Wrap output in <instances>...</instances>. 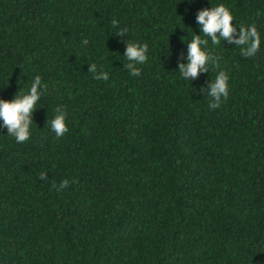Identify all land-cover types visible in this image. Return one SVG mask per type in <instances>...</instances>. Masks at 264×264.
Instances as JSON below:
<instances>
[{"label": "trees", "instance_id": "16d2710c", "mask_svg": "<svg viewBox=\"0 0 264 264\" xmlns=\"http://www.w3.org/2000/svg\"><path fill=\"white\" fill-rule=\"evenodd\" d=\"M220 4L237 38L255 24V56L202 35L198 11ZM195 35L219 67L186 81ZM129 41L148 45L139 76ZM219 71L229 97L212 110ZM36 76L29 139L0 127V264H264V0H0V99Z\"/></svg>", "mask_w": 264, "mask_h": 264}, {"label": "clouds", "instance_id": "9594fccd", "mask_svg": "<svg viewBox=\"0 0 264 264\" xmlns=\"http://www.w3.org/2000/svg\"><path fill=\"white\" fill-rule=\"evenodd\" d=\"M191 2V0H189ZM197 24L200 27L202 35L211 40L213 45H219L221 41H227L229 44L234 43L241 49V55L244 57H253L257 54L261 45V38L255 24L245 27L240 24L239 37L237 38V28L233 25V15L230 10L223 4L213 6L212 8L202 9L198 11L196 16ZM114 28L118 27L119 22L115 19L111 21ZM127 34V29H120L115 35L123 39ZM209 39H201V35H195L190 42H187V63L183 62V54L179 63V73L184 80H196L201 73L209 72V64L213 67H219L218 57L211 55L206 46ZM84 45L88 44V40L83 41ZM203 46V47H202ZM148 45L127 43L124 57L127 58L125 68L132 76L141 75V69L137 65L147 62ZM89 72L93 73L94 79H109L107 72H97L95 63L90 64ZM207 95L209 97L208 107L215 110L221 106L229 97V77L224 71H219L214 81H209L207 87ZM47 85L42 84L40 76H36L31 83L30 91L24 95H16L11 101L0 99V127L6 128L8 135L16 139L17 143H24L30 137V125L33 123V113L36 105L41 100ZM56 115L52 120H48L51 131L56 138H60L68 132L66 124V111L63 107L56 108ZM39 179L47 180V173L41 172ZM69 187V181L63 180L59 186L52 184V189L63 191Z\"/></svg>", "mask_w": 264, "mask_h": 264}]
</instances>
